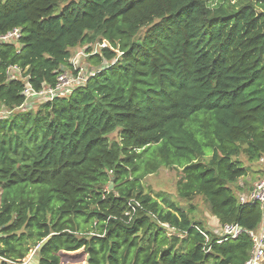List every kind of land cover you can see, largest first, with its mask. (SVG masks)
Instances as JSON below:
<instances>
[{"label": "trees", "instance_id": "1", "mask_svg": "<svg viewBox=\"0 0 264 264\" xmlns=\"http://www.w3.org/2000/svg\"><path fill=\"white\" fill-rule=\"evenodd\" d=\"M213 1L0 0V34L21 31L0 42V264H24L47 236L38 264L78 250L86 264L246 262L262 210L235 183L264 155V0ZM96 40L84 85L22 108L9 67L53 87ZM160 168L180 169L178 198L246 232L223 240L153 192L144 179Z\"/></svg>", "mask_w": 264, "mask_h": 264}, {"label": "built area", "instance_id": "2", "mask_svg": "<svg viewBox=\"0 0 264 264\" xmlns=\"http://www.w3.org/2000/svg\"><path fill=\"white\" fill-rule=\"evenodd\" d=\"M21 36L20 28L14 27L5 33L0 34V42H14L17 43ZM86 54L76 52L72 58L71 64L74 68H79V72L75 75H69L66 70L57 76L56 84L52 87L46 85V87L36 90L29 82V75H23V70L17 66H11L8 68L7 72L9 76L13 77L17 74V77L22 79L24 84L22 89V94L24 96V103L22 106H27V104L32 101L44 102L54 99L56 96H63L70 92L71 89L82 86L86 83L88 77L93 76L96 70L92 69L89 72H84L86 68L83 66H78L79 58ZM260 167L264 168V155L259 158L258 163ZM240 203H258L262 210V220L257 230L247 231L252 239V249L250 256L244 264H262L264 262V175L255 181L251 188L239 195ZM133 212L134 206L130 205ZM127 215H131L129 211L126 212ZM246 232L238 224H224L220 226L218 233H221L223 240L228 238H236L240 233Z\"/></svg>", "mask_w": 264, "mask_h": 264}, {"label": "rangeland", "instance_id": "3", "mask_svg": "<svg viewBox=\"0 0 264 264\" xmlns=\"http://www.w3.org/2000/svg\"><path fill=\"white\" fill-rule=\"evenodd\" d=\"M216 0L213 1V3ZM92 45V46H91ZM106 45L104 41H94L92 44H89L88 46H82L77 47L72 50V55L76 52L80 53H87V48L91 47L90 50L98 51L101 46ZM70 59V62H72V58ZM84 56H82L83 58ZM85 59V57H84ZM85 62V60H84ZM111 61H104L102 63V67H107ZM90 65L87 63L88 68ZM64 68V66H63ZM87 69L84 71L86 72ZM39 104L32 103L30 101L27 106L22 107L23 109L29 110V109H37V106ZM110 138L116 139L117 138V132H114L109 135ZM240 160L242 161L243 165L245 167L249 166V163L245 160L243 156L240 157ZM253 167V168H252ZM250 170H248L247 174L243 176L242 178H239L235 185H238L239 187H243V193L247 192L252 184L257 181L259 178L262 177L261 174H259L260 170L264 169L260 167L258 164L253 163ZM259 170V171H258ZM259 174V175H258ZM180 177V169L179 168H160L155 173L149 174L144 179V184L147 185L153 192L162 191L165 193L170 194L176 201L179 202V204L183 205L184 207H188L189 205H193L195 208V216L198 219H201L205 227L214 233H217L220 228V224L218 223L217 219L214 216H211L207 210V206L205 205L204 201L201 199V197H196L192 200V202H186L176 195V181ZM32 252L28 254L26 261L30 259L32 256ZM24 262V263H25ZM87 263V255L82 250H78L75 252H69L63 255L62 258V264H86Z\"/></svg>", "mask_w": 264, "mask_h": 264}, {"label": "water", "instance_id": "4", "mask_svg": "<svg viewBox=\"0 0 264 264\" xmlns=\"http://www.w3.org/2000/svg\"><path fill=\"white\" fill-rule=\"evenodd\" d=\"M112 187V183L110 182L109 185V189H111ZM50 236H47L46 238H44L38 246H36L35 251L33 252L32 256L30 257V259L26 262V264H38V260H39V251L42 248V246L45 244V242L49 239ZM89 259V256L87 255V260Z\"/></svg>", "mask_w": 264, "mask_h": 264}, {"label": "clouds", "instance_id": "5", "mask_svg": "<svg viewBox=\"0 0 264 264\" xmlns=\"http://www.w3.org/2000/svg\"><path fill=\"white\" fill-rule=\"evenodd\" d=\"M27 262V261H26ZM26 262L24 264H26Z\"/></svg>", "mask_w": 264, "mask_h": 264}]
</instances>
